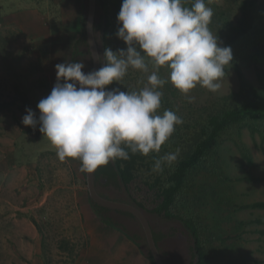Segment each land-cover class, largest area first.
I'll use <instances>...</instances> for the list:
<instances>
[{"label":"rangeland","instance_id":"1","mask_svg":"<svg viewBox=\"0 0 264 264\" xmlns=\"http://www.w3.org/2000/svg\"><path fill=\"white\" fill-rule=\"evenodd\" d=\"M240 1L215 0L213 13H229V21L234 24L239 15ZM71 2L0 0L4 13L8 14L0 18V102H13L11 108L0 111V264H44L41 237L28 217L43 226L48 264H90L93 255L104 259L109 255L125 254L138 257L145 263L132 244L128 248L122 246L123 251L118 248L120 243L112 242V247L106 246L105 237L108 238L112 229L102 226L89 212L90 219H85L81 211L89 208L79 160H59L55 147L39 132V126L34 130L22 123L26 109L30 108L39 116L38 102L50 94L56 83L55 65L70 62L78 32L71 28L70 33H62L72 20L67 17L62 20L60 6L65 8ZM82 3L85 7L81 4V14L86 15V1L82 0ZM36 14L42 18L33 22L31 17ZM26 15L25 20L31 24L20 23L19 20ZM11 18L16 20L15 23H8ZM217 31L218 27L211 29L213 35ZM80 50L84 55L78 56L77 62L83 63L82 71L88 73L91 58L85 47ZM240 67L246 79L257 85L256 70L264 71V63L251 62ZM128 73L137 79L136 87L139 89L147 83L146 74L131 68ZM159 75L168 81L164 89L178 92V106L180 101L202 106L238 90L233 64L226 67V75L220 80L221 87L217 91L211 92L198 84L188 94L193 98L191 102L172 85L169 69L162 66ZM15 85L27 97V108L17 97ZM241 139L248 149L251 165L247 164L234 143L225 139L215 152V161L205 163L185 190L188 201L199 213L203 226L201 234L207 240L206 248L216 252L217 261L211 264H227L229 259L233 263L246 264L256 260L260 262L258 264H264V236L259 234L264 230V224L255 223L256 220L264 222V210L238 208L264 202V144L247 131H243ZM213 169L218 170L216 176L219 177L212 174ZM107 199L124 200L123 197ZM222 201L232 202L236 209L224 206ZM105 214L123 232L140 239L141 250L147 253L141 227L134 218L114 210ZM146 219L163 264H192L190 234L179 222L155 215H146ZM227 236L233 240L225 242L223 239ZM63 240L68 241L65 252L58 249ZM218 254H224V257Z\"/></svg>","mask_w":264,"mask_h":264},{"label":"clouds","instance_id":"2","mask_svg":"<svg viewBox=\"0 0 264 264\" xmlns=\"http://www.w3.org/2000/svg\"><path fill=\"white\" fill-rule=\"evenodd\" d=\"M213 14L205 0H122L116 35L126 49L106 48L103 61L93 53L103 66L88 73L81 62L55 65L56 83L38 102L39 116L26 109L23 125L39 126L59 160L78 159L81 172L127 161L130 153H159L183 123L171 110L158 114L159 89L168 82L159 75L160 68L169 69L172 85L188 96L198 84L217 91L232 64L231 47H221L209 28ZM130 68L147 75L139 91L107 89L113 82L120 84ZM179 152L177 148L155 159L152 171L162 172Z\"/></svg>","mask_w":264,"mask_h":264},{"label":"trees","instance_id":"3","mask_svg":"<svg viewBox=\"0 0 264 264\" xmlns=\"http://www.w3.org/2000/svg\"><path fill=\"white\" fill-rule=\"evenodd\" d=\"M84 1H86L87 10V0ZM205 3L207 7L213 8L215 0H211V3L205 0ZM81 4L85 7L82 0ZM121 5L122 0H96L93 31L98 54L102 61L106 48L113 51L126 49V45H123L124 42L116 35L120 26L117 16ZM0 8V15H6L1 5ZM98 11L100 12L98 13ZM238 12L239 15L234 24L229 21V13L227 12L213 14L209 24L210 30L218 27L216 35L220 46H229L232 49V64L238 81V90L222 98L211 100L202 106L180 101L179 106L181 107L179 108L176 104V98H178L176 93L178 92L172 93L168 89H159L163 92V96L158 114L162 115L165 110H171L183 120L181 125L176 126L170 139L161 146L160 152H152L147 156L140 153L134 155L130 153V159L127 161L119 159L115 162L110 161L108 165L99 166L93 171L95 188L97 186L104 188L103 193L97 192L101 197L106 199L108 197H123V203L139 209L145 218L146 215H155L168 221L179 222L190 234L192 264H211L213 261H217V255L215 250L206 248L207 240L201 234L203 226L200 222L199 213L194 208V204L187 199L185 190L190 185V181L204 167L205 163L215 161V152L223 140H231L247 164L250 165L251 158L248 149L241 139L243 131H247L251 137L257 136L260 143L264 144V71L256 70L258 84L253 85L246 79L240 67V65L251 62L264 63V2L261 0H241L238 5ZM85 17L86 15L81 14L78 35H76L72 46L70 62L73 63L78 61V56L84 55L80 50L81 48L85 47L87 55L90 56L86 41ZM102 66L100 61V67ZM136 80V78H132V74L127 73L120 84L113 82L107 86V89L119 88L121 91H139L140 89L136 87ZM14 88L17 97L23 103V107L27 108V97L16 85ZM12 106L13 102H0V111ZM177 148L180 149V152L173 164L165 165L162 172L152 171L155 159L164 156L166 153H175ZM79 164L81 168L80 161ZM211 166L214 164L212 163ZM211 172L216 176L218 170L213 169ZM81 174L85 183V172H81ZM224 180L228 179L224 178ZM108 194L112 196H108ZM86 195L89 211L96 220L102 226L122 234L139 250L147 264H154L147 246V253L144 254L141 250L140 239L126 234L125 231L123 232L106 216L105 213L111 210L93 203L89 199L87 191ZM222 204L236 209L230 201H222ZM238 208L240 210H264V202H255ZM116 212L123 213L121 211ZM126 214L134 218L131 214ZM28 218L41 237L43 261L44 264H48L45 259L46 246L42 232L43 226L32 217ZM255 223L264 224L260 220H256ZM259 234L264 236V230H260ZM223 240L227 242L233 239L227 236ZM58 249L63 252L68 250V241H61ZM69 254L71 255L72 251ZM218 256L223 258L224 254L222 256L218 254ZM254 263L260 262L255 260ZM227 264L240 263H233L229 259Z\"/></svg>","mask_w":264,"mask_h":264},{"label":"water","instance_id":"4","mask_svg":"<svg viewBox=\"0 0 264 264\" xmlns=\"http://www.w3.org/2000/svg\"><path fill=\"white\" fill-rule=\"evenodd\" d=\"M95 12H96V0H87V10L85 17L86 18L85 33H86V41L90 53L91 63H92L90 72L94 70H98L100 68V60H97L95 56H93V53L99 56L97 45L94 38V31H93ZM84 177H85L86 191L89 199L100 207L131 214L138 221L142 229L146 246L153 258L154 264H163L157 246L154 242L151 228L144 214L133 205L123 202H116L101 197L97 193L95 188L93 172L91 173L85 172Z\"/></svg>","mask_w":264,"mask_h":264},{"label":"crops","instance_id":"5","mask_svg":"<svg viewBox=\"0 0 264 264\" xmlns=\"http://www.w3.org/2000/svg\"><path fill=\"white\" fill-rule=\"evenodd\" d=\"M9 9H10V7H9ZM15 9H16L15 5L13 4V10H15ZM60 9L63 10L62 14H61V18L63 21H65L66 17L70 18L72 20V23L70 24V26H68L66 29H64L62 33L63 34L64 33H66V34L70 33L72 31L71 28H74L75 33H77V31L79 29V23H80L79 21H80V17H81V0H72V2L70 3L69 6L65 5V8H64L63 5H61ZM2 16H8V14L2 15ZM2 16L0 15V18H2ZM9 16H12V13ZM25 17H28V15L23 16L22 19L19 20L20 23H23L24 25L31 22V21L25 20L26 19ZM31 18H32L33 22H36L34 20L42 18V16L40 14H36L35 16L32 15ZM11 19L12 20L8 21V23H13V22L15 23L16 20L14 21L13 18H11ZM72 33H74V32H72ZM81 212L84 214L85 219L86 218L90 219L89 217H90L91 212L89 211V209L87 210V209L83 208V210ZM92 219L93 218H91V220ZM105 238H106V246L109 244V246L111 245V247H112V242L120 243V245H118V248H120L122 251L124 248H128L129 244L131 245V243L122 234L117 233L113 229L109 233L108 238L107 237H105ZM122 246H124L123 249H122ZM108 247H107V251H108ZM133 248L136 249L135 246ZM111 252H112V250H111ZM249 258H251V257H249ZM102 262H106V264H147L146 262L144 263V262L140 261V259L138 257L126 256V254H125V256H121V255L120 256H110L109 255V256H106L104 259L98 258L95 255L91 256L90 264H102ZM253 263L254 262H252V263L246 262V264H253ZM240 264H242V263L240 262Z\"/></svg>","mask_w":264,"mask_h":264},{"label":"flooded vegetation","instance_id":"6","mask_svg":"<svg viewBox=\"0 0 264 264\" xmlns=\"http://www.w3.org/2000/svg\"><path fill=\"white\" fill-rule=\"evenodd\" d=\"M96 190H97V192L99 193V190H104V188H102V187H100V186H97V187H96Z\"/></svg>","mask_w":264,"mask_h":264}]
</instances>
